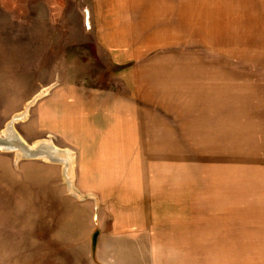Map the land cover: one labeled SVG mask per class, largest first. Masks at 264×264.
Segmentation results:
<instances>
[{
	"label": "rangeland",
	"instance_id": "obj_1",
	"mask_svg": "<svg viewBox=\"0 0 264 264\" xmlns=\"http://www.w3.org/2000/svg\"><path fill=\"white\" fill-rule=\"evenodd\" d=\"M105 3L0 0V130L39 95L15 129L73 152L81 197L60 164L0 151V264H77L113 222L119 264H264V37L105 31Z\"/></svg>",
	"mask_w": 264,
	"mask_h": 264
},
{
	"label": "crops",
	"instance_id": "obj_2",
	"mask_svg": "<svg viewBox=\"0 0 264 264\" xmlns=\"http://www.w3.org/2000/svg\"><path fill=\"white\" fill-rule=\"evenodd\" d=\"M109 7V10L105 11L106 15L115 16V18H106L104 22H99L101 30H108L110 28H117L118 30L128 29L134 31H141V35L149 36L150 34L144 33L146 30L156 32H165L162 36H168L170 31L166 30L164 25H159V28L154 29L157 26L160 17L165 16L168 18H176L179 25H176L173 32H183L180 36L183 37H209V38H245L252 37L258 34V37H264V0H178L177 6L159 8L155 5L163 0H104ZM113 1L120 4V8L115 9L109 6V2ZM151 2L150 5L147 3ZM105 3V4H106ZM118 15L125 16L127 22H124V26L119 27L120 19ZM139 15L141 17H139ZM109 20H112L109 22ZM132 22V21H134ZM163 20V19H162ZM161 20V21H162ZM167 20V19H166ZM207 20V21H204ZM168 21H175L168 19ZM110 23H113L111 25ZM160 29V30H159ZM259 33H245V31ZM117 35V34H116ZM125 36H137L128 35ZM139 36V35H138ZM175 37V36H168ZM263 110L260 113L263 115ZM75 163V156H74ZM261 210V209H260ZM256 214V213H255ZM259 232L258 236H262L264 239V213L260 211L258 213ZM102 224V225H101ZM98 224L103 231H94L96 235V244L94 252L92 251V239L87 242V257L84 256L82 264H119L121 262V253L123 252L122 245L124 242H128L130 228L123 227L122 223H101ZM109 226V227H108ZM106 227V228H105ZM99 228V227H97ZM68 238V237H67ZM68 240H70L68 238ZM71 241V240H70ZM104 241L106 246L103 247ZM72 244V241H71ZM153 245V244H152ZM261 253V252H260ZM259 253V254H260ZM67 256L66 260H62L61 264H74L70 261L71 258ZM80 259V258H78ZM74 260V259H73ZM261 260H264L263 258ZM76 264V263H75Z\"/></svg>",
	"mask_w": 264,
	"mask_h": 264
},
{
	"label": "bare ground",
	"instance_id": "obj_3",
	"mask_svg": "<svg viewBox=\"0 0 264 264\" xmlns=\"http://www.w3.org/2000/svg\"><path fill=\"white\" fill-rule=\"evenodd\" d=\"M37 97H39V95L35 96L33 99H31L28 103H27V107L30 106L31 104L34 103V101L37 99ZM27 107L25 108L24 112H22L21 114H16L12 117V119L6 124L5 128L7 129V127L11 126L12 120L13 119H18V118H25L27 115ZM13 129L8 128V130L3 129L2 133L4 135V137H9L10 139H12V136H15L13 133ZM17 133V132H16ZM15 133V134H16ZM18 135V134H16ZM18 137L26 144H28L27 142H25V140L18 135ZM29 148H26V151H23L22 149H18L15 151V153L18 156H26V152H30V154H34L37 156V158L46 160L47 162H51V163H55V164H60L63 168V177L65 182L67 183L68 187H69V191L76 197H80L79 192L74 189V185H73V167H74V155L73 152L70 150H66V149H61L57 146H55L51 140H38L32 144H28ZM42 147V148H41ZM144 147V146H143ZM68 189V188H67Z\"/></svg>",
	"mask_w": 264,
	"mask_h": 264
},
{
	"label": "water",
	"instance_id": "obj_4",
	"mask_svg": "<svg viewBox=\"0 0 264 264\" xmlns=\"http://www.w3.org/2000/svg\"><path fill=\"white\" fill-rule=\"evenodd\" d=\"M21 118L18 119H13L11 126L4 128L5 130H8V128L13 129V133L15 136H12L10 139L9 137H4L2 130H0V151H4V152H15L16 150H18L19 148L22 149L23 151H26V148H29L28 144L24 143L19 137H18V133H16V129H15V123L20 121ZM18 135H16V134ZM42 148V147H41ZM28 151V150H27ZM26 156H20L21 158H25V159H40L37 158L36 155L34 154H30V152H26Z\"/></svg>",
	"mask_w": 264,
	"mask_h": 264
},
{
	"label": "trees",
	"instance_id": "obj_5",
	"mask_svg": "<svg viewBox=\"0 0 264 264\" xmlns=\"http://www.w3.org/2000/svg\"><path fill=\"white\" fill-rule=\"evenodd\" d=\"M96 235H97V233H94L93 236H92V248L93 249H94L95 244H96Z\"/></svg>",
	"mask_w": 264,
	"mask_h": 264
}]
</instances>
